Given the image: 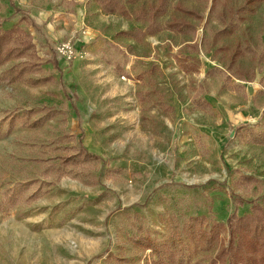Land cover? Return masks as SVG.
<instances>
[{"label": "rangeland", "instance_id": "rangeland-1", "mask_svg": "<svg viewBox=\"0 0 264 264\" xmlns=\"http://www.w3.org/2000/svg\"><path fill=\"white\" fill-rule=\"evenodd\" d=\"M116 5L0 0V29L42 62L0 79V198L30 184L0 211V264H173L152 248L172 237L194 264L227 246L229 215L264 207V0ZM81 145L98 160L62 166ZM241 237L239 264H264Z\"/></svg>", "mask_w": 264, "mask_h": 264}, {"label": "trees", "instance_id": "trees-1", "mask_svg": "<svg viewBox=\"0 0 264 264\" xmlns=\"http://www.w3.org/2000/svg\"><path fill=\"white\" fill-rule=\"evenodd\" d=\"M96 1L106 12H125L122 7L117 8L118 6H115L117 0ZM9 61H19L20 65L16 64L3 70L0 73V79L10 77L14 74L25 76L34 73L39 71L42 65L32 36L17 26L9 30L0 29V67ZM260 83L264 85V77L260 80ZM82 155L88 159L98 160L96 154L87 152L85 147L81 145L79 152L70 156H62L61 164L66 167L71 157L74 163H79L83 160ZM29 186L30 184L28 182L23 181L3 190L0 198V211H3L5 207L10 208L16 205L20 201L19 195ZM33 197H36V195ZM205 223L206 219L204 216L186 219L182 228V238H187L190 234L192 235L197 225H203ZM217 226L220 227L222 225L217 224ZM226 227L230 235L227 246L222 248L214 257H204L194 264H239V261L246 257L245 247L241 237L243 234H248L254 240H264V207L255 204L249 214L238 216L233 213L229 215L226 220ZM181 243L182 239L172 237L167 243L152 246V248L156 251L155 255H157L160 261L166 260L173 264H189L188 260H185L189 257V245H183V243L180 245Z\"/></svg>", "mask_w": 264, "mask_h": 264}, {"label": "built area", "instance_id": "built-area-1", "mask_svg": "<svg viewBox=\"0 0 264 264\" xmlns=\"http://www.w3.org/2000/svg\"><path fill=\"white\" fill-rule=\"evenodd\" d=\"M58 52L61 56L66 57L67 55L70 56L71 48H69L68 44L62 45L61 48L58 49Z\"/></svg>", "mask_w": 264, "mask_h": 264}, {"label": "crops", "instance_id": "crops-1", "mask_svg": "<svg viewBox=\"0 0 264 264\" xmlns=\"http://www.w3.org/2000/svg\"><path fill=\"white\" fill-rule=\"evenodd\" d=\"M259 119H261V117H260V116H258V117H257V120H256V122H257ZM239 128H245V126L243 125V126H240Z\"/></svg>", "mask_w": 264, "mask_h": 264}]
</instances>
